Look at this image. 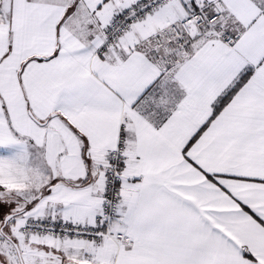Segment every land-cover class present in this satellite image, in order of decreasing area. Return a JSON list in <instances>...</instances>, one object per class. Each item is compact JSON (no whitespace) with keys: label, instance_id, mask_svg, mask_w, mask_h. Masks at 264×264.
<instances>
[{"label":"snow or ice","instance_id":"6c2138e0","mask_svg":"<svg viewBox=\"0 0 264 264\" xmlns=\"http://www.w3.org/2000/svg\"><path fill=\"white\" fill-rule=\"evenodd\" d=\"M0 264H264V0H0Z\"/></svg>","mask_w":264,"mask_h":264}]
</instances>
